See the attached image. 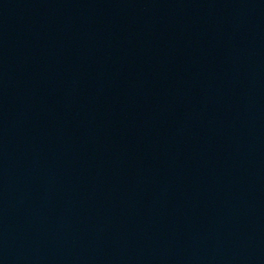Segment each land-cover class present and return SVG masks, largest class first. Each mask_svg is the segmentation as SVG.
<instances>
[{
	"label": "water",
	"instance_id": "water-1",
	"mask_svg": "<svg viewBox=\"0 0 264 264\" xmlns=\"http://www.w3.org/2000/svg\"><path fill=\"white\" fill-rule=\"evenodd\" d=\"M46 264H264V0H89Z\"/></svg>",
	"mask_w": 264,
	"mask_h": 264
}]
</instances>
